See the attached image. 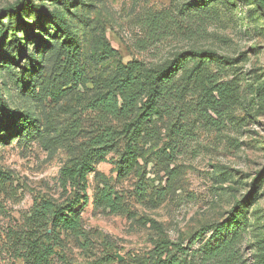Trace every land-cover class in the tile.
Listing matches in <instances>:
<instances>
[{"label":"rangeland","instance_id":"rangeland-1","mask_svg":"<svg viewBox=\"0 0 264 264\" xmlns=\"http://www.w3.org/2000/svg\"><path fill=\"white\" fill-rule=\"evenodd\" d=\"M22 5L34 30L19 27L27 52L20 61L18 49L6 47L12 35L0 34V92L33 123L9 138L0 132V264H23L8 232L21 225L35 199L62 202L69 195L60 184L61 169L105 123L121 128L123 121H104L90 104L118 62H138L147 74L184 53L205 50L218 57L188 58L173 77L182 96H170L161 114L143 124L138 164L119 172L126 144L121 140L96 165L81 213L88 240L63 233L51 264H160L172 257L182 264H264L260 0H0V10ZM34 7L62 15L79 50L78 81L60 86L54 97L48 92L53 77L76 66L65 62V36L52 26L42 32L40 22L47 18ZM7 24L1 20L0 31ZM38 38L44 41L39 46ZM107 45L117 56L105 53ZM219 57L238 61L230 65ZM211 85L227 93L226 104L217 94L206 97ZM223 224L238 230L237 252L213 257L206 253Z\"/></svg>","mask_w":264,"mask_h":264},{"label":"trees","instance_id":"trees-1","mask_svg":"<svg viewBox=\"0 0 264 264\" xmlns=\"http://www.w3.org/2000/svg\"><path fill=\"white\" fill-rule=\"evenodd\" d=\"M260 2L264 6V0ZM34 9L42 18H47L46 23L40 22V26L44 28L42 32H48L52 26L59 35L65 36L68 41L65 62L76 66L73 71L63 72L53 77L51 81L53 85L48 88V92L54 97L60 90V86L69 85L75 79L78 81V76H80L77 62L79 50L62 15L42 7H34ZM24 13L23 5L0 10V21L7 20L8 23L5 31H0V34H4L1 38L7 33L12 35L13 44L6 47L18 49L19 61L27 55L26 44L21 43L18 36L19 27L30 28L31 33L34 30V25H30L25 20ZM43 43L41 39L37 41L38 46ZM104 51L108 55L117 56V53L108 45ZM215 57H218V54L212 50L190 51L175 57L163 68L147 74L142 73V65L138 62L133 61L127 64L118 62L114 74L107 79L104 92L96 95L90 104L94 110L106 116L102 117L104 121L107 118L123 121L121 128L105 123L102 132L89 141L83 153L61 169V187L65 192H69L64 201L60 202L51 197L35 199L31 210L23 217L21 225L8 232V238L16 252V259L21 260L23 264H51L53 257L57 254L56 250L61 247L63 233H70L77 239L88 240L82 226L81 213L89 204V176L94 172L96 165L105 161L106 157L123 140L126 144L119 172L121 174L130 172L138 164L136 152L137 144L143 133V124L161 114L166 106L165 100L170 96L181 97L183 94V90L175 86L173 82L174 75L184 68V63L188 58L203 60ZM30 59L35 66V57L32 56ZM220 59L230 65L238 61V59L229 57ZM38 66L36 64V67ZM205 94L206 97L213 98H215L214 94H217L218 98L225 101V104L228 100L227 93H223L222 87L211 85ZM32 123L33 119L28 115L12 110L0 92V132H5V137L19 135ZM104 197L109 206H114L115 200L112 195L108 194ZM240 208L241 204L238 203L232 213ZM225 232H229L230 235L223 239L221 236ZM212 236L216 241L209 247L206 254L213 257H232L236 254L239 233L232 224L217 226ZM168 249L169 246L162 248L158 260H161L163 251ZM160 264L182 263L172 257L161 261Z\"/></svg>","mask_w":264,"mask_h":264}]
</instances>
